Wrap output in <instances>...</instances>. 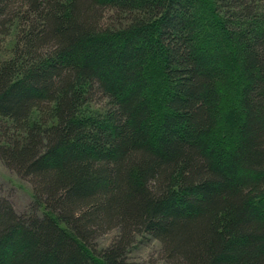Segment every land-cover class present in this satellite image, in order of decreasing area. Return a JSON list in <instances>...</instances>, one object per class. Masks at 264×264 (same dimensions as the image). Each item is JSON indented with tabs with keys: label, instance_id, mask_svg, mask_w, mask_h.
<instances>
[{
	"label": "trees",
	"instance_id": "1",
	"mask_svg": "<svg viewBox=\"0 0 264 264\" xmlns=\"http://www.w3.org/2000/svg\"><path fill=\"white\" fill-rule=\"evenodd\" d=\"M13 31L0 160L34 208L0 197V264H136L144 234L264 264V0H0Z\"/></svg>",
	"mask_w": 264,
	"mask_h": 264
},
{
	"label": "rangeland",
	"instance_id": "2",
	"mask_svg": "<svg viewBox=\"0 0 264 264\" xmlns=\"http://www.w3.org/2000/svg\"><path fill=\"white\" fill-rule=\"evenodd\" d=\"M14 31L2 35L0 39V60L11 55L10 50L14 41ZM105 99H93L89 103L90 110L105 105ZM101 105V106H100ZM37 111L32 113L35 116ZM0 197L6 198L17 213L28 212L34 208L33 191L27 178L18 175L6 167L0 160ZM117 229L98 235L93 240V247L97 250L109 245ZM127 260L136 264H166L161 252L160 242L154 237L144 234L136 238V242L127 250Z\"/></svg>",
	"mask_w": 264,
	"mask_h": 264
}]
</instances>
